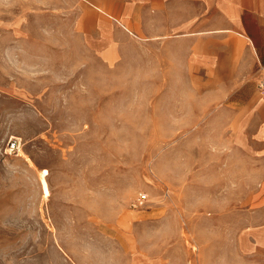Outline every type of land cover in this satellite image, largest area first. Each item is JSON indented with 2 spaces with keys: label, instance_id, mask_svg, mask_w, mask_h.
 <instances>
[{
  "label": "rangeland",
  "instance_id": "rangeland-1",
  "mask_svg": "<svg viewBox=\"0 0 264 264\" xmlns=\"http://www.w3.org/2000/svg\"><path fill=\"white\" fill-rule=\"evenodd\" d=\"M62 1L0 0V264H249L254 183L209 70Z\"/></svg>",
  "mask_w": 264,
  "mask_h": 264
},
{
  "label": "crops",
  "instance_id": "crops-1",
  "mask_svg": "<svg viewBox=\"0 0 264 264\" xmlns=\"http://www.w3.org/2000/svg\"><path fill=\"white\" fill-rule=\"evenodd\" d=\"M61 5L73 22H95L97 39L111 40L118 31L133 40L158 39L173 69L209 70V119H223L222 141L236 143L239 165L249 167L247 180L254 183L246 196L239 256L264 264V99L257 91L264 64V0H63Z\"/></svg>",
  "mask_w": 264,
  "mask_h": 264
},
{
  "label": "built area",
  "instance_id": "built-area-1",
  "mask_svg": "<svg viewBox=\"0 0 264 264\" xmlns=\"http://www.w3.org/2000/svg\"><path fill=\"white\" fill-rule=\"evenodd\" d=\"M257 91L259 95L264 99V64L260 68V77L257 83ZM18 149L17 139H13L8 145V152H14Z\"/></svg>",
  "mask_w": 264,
  "mask_h": 264
},
{
  "label": "bare ground",
  "instance_id": "bare-ground-1",
  "mask_svg": "<svg viewBox=\"0 0 264 264\" xmlns=\"http://www.w3.org/2000/svg\"><path fill=\"white\" fill-rule=\"evenodd\" d=\"M41 180H42V186H43L44 193L46 194L47 191H48V187H47V184L45 182V179H44L43 175L41 176Z\"/></svg>",
  "mask_w": 264,
  "mask_h": 264
}]
</instances>
